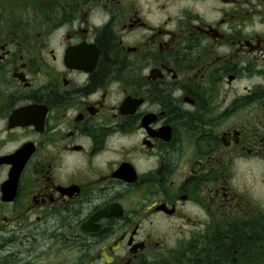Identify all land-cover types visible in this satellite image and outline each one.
<instances>
[{
    "label": "flooded vegetation",
    "instance_id": "1",
    "mask_svg": "<svg viewBox=\"0 0 264 264\" xmlns=\"http://www.w3.org/2000/svg\"><path fill=\"white\" fill-rule=\"evenodd\" d=\"M0 264H264V0H0Z\"/></svg>",
    "mask_w": 264,
    "mask_h": 264
}]
</instances>
